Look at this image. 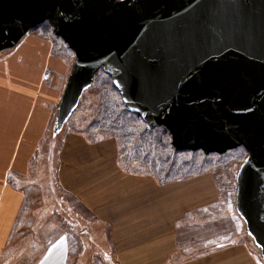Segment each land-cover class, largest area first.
<instances>
[{"label":"water","instance_id":"water-1","mask_svg":"<svg viewBox=\"0 0 264 264\" xmlns=\"http://www.w3.org/2000/svg\"><path fill=\"white\" fill-rule=\"evenodd\" d=\"M53 13L75 58L53 134L102 70L174 149L243 147L235 209L264 262V0H0V53Z\"/></svg>","mask_w":264,"mask_h":264},{"label":"crops","instance_id":"crops-1","mask_svg":"<svg viewBox=\"0 0 264 264\" xmlns=\"http://www.w3.org/2000/svg\"><path fill=\"white\" fill-rule=\"evenodd\" d=\"M69 73L66 60L54 53L53 42L36 33L0 53V255L25 212V184L32 166L44 161ZM62 144L57 157L61 191L94 217L95 235L89 233L86 239L98 246L105 264H264L236 212L235 197L234 211L250 240L220 241L215 233L203 237L200 229L216 226L202 215L218 207L211 175L161 185L151 175L123 169L115 140L92 141L84 133H71ZM196 215L197 223L192 219ZM86 227L92 228L87 220ZM99 228L107 234L98 235ZM192 228L197 229L192 236L182 231ZM35 231L44 248L34 264H65L66 242L59 224L48 218L36 222ZM87 251L75 256L77 264H89Z\"/></svg>","mask_w":264,"mask_h":264},{"label":"rangeland","instance_id":"rangeland-1","mask_svg":"<svg viewBox=\"0 0 264 264\" xmlns=\"http://www.w3.org/2000/svg\"><path fill=\"white\" fill-rule=\"evenodd\" d=\"M40 25H43V23ZM43 28H45V26L38 28L36 30L37 33H45L47 35V39L53 42L54 53L66 60L69 71H71L75 59L73 54L68 51L62 40L55 38L53 33L49 32L48 28H45V30ZM101 98L102 92L98 84L95 83L85 90L79 100L76 110L68 118L62 129L55 134H53L52 130L55 121L54 117L50 127L49 139L46 141V147H44V161L43 163H36L32 166L31 178L28 184H25L28 194V202L24 208L25 212L20 215L18 223L8 240L7 247L0 255V264H34L36 256L40 252V248H44V244L36 239V222L40 224L48 218L59 224L61 237L65 239V248L67 250L65 264H77L75 256L80 251H84V249H87V252L90 253L91 259L87 261L89 264H105L98 252V246L90 244L86 239V237H89V233L95 235L94 231L96 228L94 224H91V222L93 223L94 221V217L91 216L74 197L61 191L58 182L57 160L60 150L62 153V140L65 135L71 133H84L92 141H99L105 138L110 139V141L115 140L119 165L126 171L148 174L141 163L125 156L123 141L112 131L99 130L94 127V119ZM52 139L55 140L50 142ZM136 140L137 139H134L135 142ZM237 153L236 155L235 153L231 154V158L220 162H217L216 158H213L211 163L206 165L199 173L195 175L192 174L181 180L172 181L188 180L204 174H209L214 179L219 195L218 207L217 209L215 208L213 213H204L202 215H204L205 219L210 218V222L214 221L209 225H216L217 228L215 226V229L212 230L211 228L200 229L204 231V238H208L209 236L216 237L215 234H217V237L220 236V241L226 240L232 242L241 240L244 237L250 240L245 232L243 222L234 211V197L236 191L235 179L239 166L245 159L244 153ZM182 157L183 159L186 158L185 156ZM156 181L161 185L172 183H160L157 179ZM195 218L197 219L198 216L196 215ZM192 219L195 223L198 222V219ZM86 220L92 228H84ZM215 220H217V222ZM99 229L101 231H99L98 235L107 234L105 228ZM194 230L197 229H183L182 231L185 235L192 236L194 233H197L194 232ZM56 240L55 238V241ZM47 242L50 245L52 239H49Z\"/></svg>","mask_w":264,"mask_h":264},{"label":"trees","instance_id":"trees-1","mask_svg":"<svg viewBox=\"0 0 264 264\" xmlns=\"http://www.w3.org/2000/svg\"><path fill=\"white\" fill-rule=\"evenodd\" d=\"M41 26H45L55 38L62 40L57 34L55 13L43 25H38L29 33H36L42 38H47L45 33H37L36 30ZM68 51L72 53L70 49ZM95 83L99 85L102 98L94 119V127L99 130L112 131L123 141L125 156L141 163L148 175L155 177L160 183L195 175L209 165L213 158L220 162L231 158V154L236 155L237 152L244 153L245 157L247 155L243 147L229 150L221 155L204 154L202 151L176 150L171 144V136L166 128L156 127L153 130H147L138 116L124 110L119 93L112 86L109 76L102 70L94 77L92 85ZM134 139H137L136 142ZM182 156L186 158L183 159Z\"/></svg>","mask_w":264,"mask_h":264}]
</instances>
